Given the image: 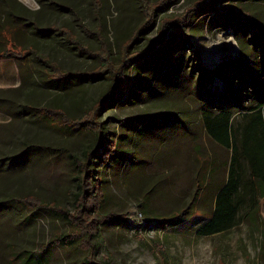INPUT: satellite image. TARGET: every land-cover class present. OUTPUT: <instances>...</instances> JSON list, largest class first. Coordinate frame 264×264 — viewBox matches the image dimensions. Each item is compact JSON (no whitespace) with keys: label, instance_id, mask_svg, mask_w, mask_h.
Here are the masks:
<instances>
[{"label":"rangeland","instance_id":"1","mask_svg":"<svg viewBox=\"0 0 264 264\" xmlns=\"http://www.w3.org/2000/svg\"><path fill=\"white\" fill-rule=\"evenodd\" d=\"M197 1L0 0V40L14 39L8 54L16 64L5 102L11 117L0 124V264H85L90 248L82 246L73 219L68 223L53 211L13 199L28 197L73 213L72 160L82 158L94 135L73 129L64 118L85 115L105 97L124 57L146 49L164 20ZM228 4L264 26V0ZM149 17L150 25L137 32ZM219 21L209 12L193 17L192 26L168 28V42L157 48L152 67L123 68L129 94L99 116L116 154L96 162L94 178L103 192L99 216L112 212L124 221L94 223L95 233L85 239L94 247L90 257L96 264H264V195L255 210L239 213V225L212 235L197 232L211 215L231 154L208 136L201 112L215 110L216 92H222L220 102L248 104L251 91L238 80H220L221 73L241 79V68L252 70L259 55L258 47H246V26L234 37L223 27L235 21ZM217 53L223 61L209 69L207 60ZM51 65L63 73L100 76L54 82ZM29 144L39 148H26ZM186 207L184 221L162 223ZM60 234L71 235L73 244H47Z\"/></svg>","mask_w":264,"mask_h":264},{"label":"trees","instance_id":"2","mask_svg":"<svg viewBox=\"0 0 264 264\" xmlns=\"http://www.w3.org/2000/svg\"><path fill=\"white\" fill-rule=\"evenodd\" d=\"M231 0H199L194 7H189L179 17L173 20H164L159 27L157 37L150 40L149 46L141 52L135 53L133 56H125L121 61V66L116 68L112 73V83L107 90L105 97L96 102L93 107L88 109L85 115L79 118H64V122L70 123L73 129L80 131H88L94 135V141L83 152L82 158L73 157L72 165L74 170V181L76 185V195L74 202V211H70L59 208L57 206H47L39 201L32 200L28 197L14 198L15 202H18L26 207L33 208H45L53 211L56 215L66 220L68 223H72L74 220L76 228L79 230V237L84 238V243L81 241L83 247H89V255L86 257L85 264H96L90 257L91 251L94 249L87 241L88 233L93 235L95 233L94 223L97 220L101 222L117 219L124 221V218L109 212L107 214L99 216L97 210L100 208L103 192L98 182L94 178V167L96 162L106 163L111 160L116 154V145L114 140H108L105 136L104 122L99 120L101 112L107 107H112L116 102L124 99L127 93L129 94L130 83L124 79L123 68L130 64L134 66L152 67L155 61L152 59L156 53L157 48L163 47L168 42L167 29L176 28L180 29L188 27L191 24L193 17L199 18L207 13L211 12V15H216L217 19H220L225 24L226 21H230L232 18L235 23H228L223 27L235 37L238 27L246 26L247 43L246 47L255 48L258 47L259 55L257 57V63H254L252 70L250 67H242L241 79L236 76H229L228 74H222L220 80L227 78L230 84L235 81L240 82L241 87L245 88V92L251 91L248 104L245 106L239 104L237 107L233 106L230 98L225 99V102H220L219 95L222 92L217 93L215 98L217 99L214 104L215 110L207 109L201 112V119L203 121L204 128L208 136L231 152L227 176L217 184L215 187V195L213 200V209L210 217L197 229V232L202 235H212L220 232H224L234 226L241 223L239 213L249 208L255 210L258 205V197L264 195V26L258 24L251 15H243L234 10L232 5L228 2ZM212 7L211 11H205L200 13L199 9ZM223 18V20H222ZM219 21V22H220ZM150 17L139 28L137 32L142 31L150 25ZM208 21L205 25H208ZM83 28L85 26L83 25ZM42 31V30H40ZM244 32V33H245ZM238 32L237 35H240ZM41 35V32H39ZM183 38V37H182ZM186 41L189 42L190 38L186 36ZM128 46V45H127ZM126 46V48H127ZM16 48V47H15ZM106 51L107 49L104 48ZM243 49V48H242ZM221 57L219 65L223 61ZM53 70L51 81H59L66 78H79V79H96L100 74L93 72H61L56 70L52 65ZM245 69V70H244ZM56 72V74H54ZM202 72V71H201ZM56 77V78H55ZM225 81V80H224ZM249 85H245L247 83ZM200 81H197V86ZM224 84V82H223ZM224 90V87L222 88ZM221 89V90H222ZM222 90V91H223ZM244 91V90H243ZM213 99V96H211ZM211 103L210 105H214ZM46 111L52 112L45 108ZM239 114V119L233 114ZM59 114V113H58ZM56 116V115H55ZM238 118V117H237ZM26 148L33 150V148H39V146L29 144ZM19 154L18 156H20ZM212 170V168H211ZM210 170V171H211ZM201 180V179H200ZM199 188V186L197 187ZM184 208L176 215H172L162 219V223H180L184 221L186 215L189 213L190 208ZM73 219V220H72ZM63 234L59 235L55 240L49 241L47 244H54L60 246H68L73 244L74 240H69L71 235ZM85 237L87 239H85ZM45 251V249H43ZM107 264V263H102Z\"/></svg>","mask_w":264,"mask_h":264},{"label":"crops","instance_id":"3","mask_svg":"<svg viewBox=\"0 0 264 264\" xmlns=\"http://www.w3.org/2000/svg\"><path fill=\"white\" fill-rule=\"evenodd\" d=\"M4 39L5 41L0 40V93L2 94L0 95V124L2 125H4V123L6 122H9L8 119L4 120V116H6L7 118L8 116L11 117V114L9 113V108L5 106V102L8 103L9 91L14 88V78L16 71L15 57L9 56L8 54L9 49L13 48L14 39H9V37Z\"/></svg>","mask_w":264,"mask_h":264},{"label":"bare ground","instance_id":"4","mask_svg":"<svg viewBox=\"0 0 264 264\" xmlns=\"http://www.w3.org/2000/svg\"><path fill=\"white\" fill-rule=\"evenodd\" d=\"M220 39H221L222 43H226L230 47H233V48L237 47L235 42H234V40H232V39H228V40H224V41H223V39L221 37H220ZM208 57H209V55H208ZM218 58H219V54L218 53L217 54H213V56L210 54V57H209L210 60H207V61H209L211 63L208 64L209 65L208 67L214 66V63L216 62V60Z\"/></svg>","mask_w":264,"mask_h":264},{"label":"water","instance_id":"5","mask_svg":"<svg viewBox=\"0 0 264 264\" xmlns=\"http://www.w3.org/2000/svg\"><path fill=\"white\" fill-rule=\"evenodd\" d=\"M221 57H222V55L216 60V63L219 62V61L221 60ZM207 68H208V67H207ZM211 68H213V66H212V67H209V69H211Z\"/></svg>","mask_w":264,"mask_h":264}]
</instances>
